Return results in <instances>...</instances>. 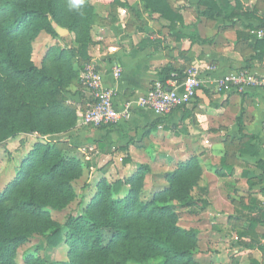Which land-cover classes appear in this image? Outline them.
Segmentation results:
<instances>
[{"label":"crops","instance_id":"0c3cea01","mask_svg":"<svg viewBox=\"0 0 264 264\" xmlns=\"http://www.w3.org/2000/svg\"><path fill=\"white\" fill-rule=\"evenodd\" d=\"M116 1L125 5L115 6ZM168 1L184 20L175 31L159 15L150 16L140 0H90L98 16L89 56L104 84L115 91V107L126 115L113 128L84 126L80 114L89 96L81 73V84H73L67 94L78 122L65 141L77 153L90 149V166L98 161L97 168L108 165L105 177L112 182L148 166L145 191L151 192L166 187L165 174L190 158L204 162L219 157L216 171L224 176L211 181L220 182L225 191L219 213L211 214L216 225L219 222L218 264H264V90L239 92L219 86L224 77L241 72L264 77V44L259 43L264 41V0H228L226 18L215 21L201 14L200 0ZM131 7L142 18L134 17ZM238 7L250 16L227 18ZM113 66L123 70L119 81L111 76ZM166 66L185 76L195 72L202 86L188 106L161 118L139 103L160 82L157 73ZM159 119L160 125L151 129ZM250 219L256 222L252 228ZM208 233L199 230V236Z\"/></svg>","mask_w":264,"mask_h":264},{"label":"trees","instance_id":"16d2710c","mask_svg":"<svg viewBox=\"0 0 264 264\" xmlns=\"http://www.w3.org/2000/svg\"><path fill=\"white\" fill-rule=\"evenodd\" d=\"M49 1L46 7L44 0H0V144L20 134L67 133L77 125V108L68 104L67 94L70 86L81 84L80 75L91 60V31L98 15L90 0H84L79 9L71 8L70 0ZM140 2L150 16L159 15L167 21L172 31L184 25L182 15L168 0ZM124 5L115 2V6ZM200 6L201 14L214 21L225 19L230 9L228 0H200ZM129 10L134 17L142 18L137 8ZM241 10L238 7L227 18L250 16ZM55 24L77 33L76 44L49 49L41 67H37L32 61L33 45L42 33L59 38ZM185 77L172 66L157 73L167 88L168 81L180 84ZM161 122L157 120L151 129ZM237 122L240 126L241 119ZM225 162L223 158V166ZM80 163L51 143L36 145L29 153L16 179L0 194V264H16L18 249L32 238L30 228L42 232L48 247L69 246L68 260L52 264L147 263L152 259L162 264H201L196 257L199 232L181 228L180 215L171 204L176 201L188 209L199 203L193 200L191 190L202 176L201 160L192 157L165 174L167 186L148 200L142 198L150 173L146 165H140L124 180L111 183L102 179L87 213L69 216L64 224L52 222L46 210L48 200L74 196L70 182L81 174ZM216 174L224 176L219 169ZM255 223L248 221L251 228ZM21 224L27 228L20 229ZM105 231H109V237Z\"/></svg>","mask_w":264,"mask_h":264},{"label":"rangeland","instance_id":"374dc122","mask_svg":"<svg viewBox=\"0 0 264 264\" xmlns=\"http://www.w3.org/2000/svg\"><path fill=\"white\" fill-rule=\"evenodd\" d=\"M49 2V0H44V6L47 7ZM66 30L69 33L64 37L58 35L59 38H52L49 35L42 33L43 37L39 36L37 38L33 45L32 55V61L37 67H41L44 56L49 49L67 48L76 44L78 34L70 32L68 29ZM93 32L94 28L92 29L91 34ZM70 88L71 86L69 87V90ZM68 100H70V98ZM68 104L73 106L72 103L68 102ZM87 107L82 110L80 114L81 118H83V114L87 110ZM70 132L54 135H42L37 133L20 134L5 143L0 144V194H2L16 179L23 162L35 146H46L51 143L53 146L60 148L68 158L71 157L79 160L81 162L82 172L70 182L74 196L61 195L57 198H51L48 200L49 207L46 210L49 213L48 216L50 220L55 223L64 224L69 216L78 217L87 213L86 208L90 205L97 193V185L102 179L108 180L105 177V174L107 173L109 166L104 165L101 168H97L101 164V161H98L93 163L96 167H91L90 164H92V160L89 156L91 152L90 149H87L82 153H77V151L70 146V142L65 141ZM218 159L219 157H207L204 162L201 160L203 170L202 176L198 185L191 190L193 200L199 201L196 206L186 209L181 207L176 201L171 202L180 215L178 225L181 228L198 232L203 228L205 234L210 232L208 233L209 235L199 236L200 248L196 257L203 264H218L219 262V222H217L216 225V222L213 220L215 218L211 217V214L214 215L216 212L219 213V199L225 195L224 188H222L220 182L218 184L211 183L212 180L214 182L217 178L216 166L219 163ZM109 182L112 183V181ZM206 189H208L207 193L205 192ZM154 193L155 191H145L144 187L142 198L148 200ZM209 200L212 204H209ZM202 202H205L206 204ZM19 228L25 229L27 227L24 224H21L19 225ZM29 230L32 233V238L18 249L15 255L16 264H42V261L47 264H52L66 262L68 260V253L70 250L68 245L61 244L56 248L48 247L42 232L36 231L37 229L32 228ZM105 236H110L109 231H105ZM206 253H210L209 258L205 257V255H207ZM127 264L162 263L159 259H152L147 263L130 262Z\"/></svg>","mask_w":264,"mask_h":264},{"label":"built area","instance_id":"2783aa9c","mask_svg":"<svg viewBox=\"0 0 264 264\" xmlns=\"http://www.w3.org/2000/svg\"><path fill=\"white\" fill-rule=\"evenodd\" d=\"M126 11H122L125 15ZM113 53L116 49H113ZM123 75L120 66L111 68L113 80L119 81ZM82 84L89 96L87 110L83 114V124L86 127L99 128L100 126L117 124L121 122L126 112L117 110L114 104L115 91L104 84L101 70L92 59L85 64L82 72ZM202 86V81L195 72L186 75L182 83L171 81L167 88L156 82L141 99L139 105L142 109L151 110L159 117H166L173 111L188 106ZM221 89H235L244 92L249 89L264 90V77L241 72L234 76H226L219 82Z\"/></svg>","mask_w":264,"mask_h":264},{"label":"water","instance_id":"95a60500","mask_svg":"<svg viewBox=\"0 0 264 264\" xmlns=\"http://www.w3.org/2000/svg\"><path fill=\"white\" fill-rule=\"evenodd\" d=\"M54 30L56 31V33L60 36V37H64L66 36L69 32L66 29L61 28L59 25L55 24L54 26Z\"/></svg>","mask_w":264,"mask_h":264},{"label":"clouds","instance_id":"9594fccd","mask_svg":"<svg viewBox=\"0 0 264 264\" xmlns=\"http://www.w3.org/2000/svg\"><path fill=\"white\" fill-rule=\"evenodd\" d=\"M84 4V0H70V7L73 9H79Z\"/></svg>","mask_w":264,"mask_h":264}]
</instances>
